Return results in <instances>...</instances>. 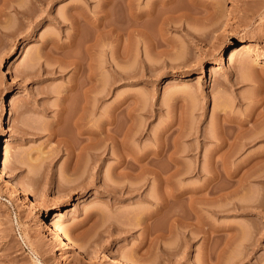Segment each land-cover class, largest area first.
<instances>
[{"label":"rangeland","instance_id":"obj_1","mask_svg":"<svg viewBox=\"0 0 264 264\" xmlns=\"http://www.w3.org/2000/svg\"><path fill=\"white\" fill-rule=\"evenodd\" d=\"M127 3L0 0V264H264V0Z\"/></svg>","mask_w":264,"mask_h":264},{"label":"bare ground","instance_id":"obj_2","mask_svg":"<svg viewBox=\"0 0 264 264\" xmlns=\"http://www.w3.org/2000/svg\"><path fill=\"white\" fill-rule=\"evenodd\" d=\"M38 1V0H37ZM39 1H44V0H39ZM128 3L127 4H129V6H132V3L134 4V2L136 1V0H126ZM161 1V0H160ZM163 1V0H162ZM166 1H168V0H166ZM191 1H193V0H191ZM196 1V0H195ZM217 7V6H216ZM215 8V7H214ZM18 11V10H17ZM218 10H217V8H215L214 9V11H213V15L214 16H216V15H218L219 13L217 12ZM197 12H198V10H197ZM220 12V11H219ZM20 13H22V12H20ZM181 13V12H180ZM179 13V14H180ZM211 13V12H210ZM218 13V14H217ZM182 15L184 14V12L182 11V13H181ZM24 15V14H23ZM181 15V18L185 15H183L182 16ZM220 15V14H219ZM218 15V16H219ZM178 16H180V15H178ZM211 16H212V14H211ZM217 16V17H218ZM202 19V18H201ZM205 19H207V18H205ZM218 19V18H217ZM208 20V19H207ZM259 41H260V39H259V36H257V37H255L254 39H252L251 41H245L244 39H242V41H240L235 47H233L232 49H231V51L228 53V54H225V56L224 57H222V61H221V63H232V62H234L235 60H237L238 58H245V56H247V55H250V54H253L254 52H256L257 51V49H258V45H259ZM263 57V55H260V58H262ZM109 120V119H108ZM108 120H104L103 119V121H102V124H105L106 122H109ZM79 124H81V122H78ZM91 132H92V130H90ZM102 131V130H101ZM93 133H94V131H93ZM107 136H108V134H107ZM111 137V136H110ZM119 141V140H118ZM69 142V141H68ZM120 142H122V143H125V142H123V141H119V143ZM225 144V140H223V145ZM121 145V144H120ZM104 151H106L105 149H104ZM0 159H1V163L3 164V163H5V159H4V157H3V153H1V149H0ZM12 184L14 185V187L16 188V190L18 191V193H20V194H23L24 196H29L30 194H33L34 193V191H33V189L32 188H30V189H28L23 183H21V182H16V181H12ZM133 189V188H132ZM129 190H131V188H129ZM172 194V193H171ZM170 194V195H171ZM173 194H175V193H173ZM171 195V196H174V195ZM178 195H176V197L178 196L179 197V195L181 194V193H177ZM182 194H183V192H182ZM181 194V195H182ZM170 195H168V196H170ZM180 195V196H181ZM195 194H191V196H190V198L187 196V195H185V196H187L189 199H191L190 201H193V202H195L196 200H197V198L196 197H198L199 195H197L196 194V196H195V201L193 200L194 198L192 197V196H194ZM167 196V197H168ZM170 196V199L172 198ZM200 196H201V194H200ZM202 196H203V194H202ZM151 197V196H150ZM154 197V199L156 200V198H158V197H156V196H153ZM156 197V198H155ZM148 198V197H147ZM183 198V199H182ZM182 198H177V199H175V200H172L173 202L174 201H176V200H178V199H182V200H185L186 199V197L184 198V196L182 197ZM188 198H187V200H188ZM201 198L205 201V199H206V196L203 198V197H199V202H200V204H201V202H204L203 200L201 201ZM150 200V199H149ZM169 200V199H168ZM163 201H165V200H163ZM189 201V200H188ZM171 202V201H170ZM193 202H191L190 203V208H191V206H193L192 207V211H195L194 209H198V208H196L197 206H194L193 205ZM198 202V201H197ZM166 203H167V200H166ZM196 203V202H195ZM160 204V203H159ZM163 204V203H162ZM162 204H160L161 206H162ZM165 204V203H164ZM164 204H163V206H164ZM169 204V203H168ZM192 204V205H191ZM161 206H160V208H161ZM166 206V205H165ZM199 207V206H198ZM157 208V207H156ZM159 208V209H160ZM156 210H158V209H156ZM161 210V209H160ZM191 211V212H192ZM59 211H56V212H54L55 214H50V215H48V217H47V219H48V226L50 227V230H51V232H52V234L54 235V237L56 238V240L59 242V243H61V244H68V246H69V248H72L75 252H77L78 251V247H79V245H78V243H77V240L75 239V237L71 234V231L69 232V233H67L64 229H63V227L61 226V224L59 223V218H58V215H61L60 213H58ZM156 212V211H155ZM190 212V213H191ZM189 213V214H190ZM194 213V217H196L195 215H197L196 213H198V215L200 216V214H199V212L198 211H196V212H193ZM151 214V213H150ZM192 214V213H191ZM190 214V216H192L193 217V214L191 215ZM143 215V214H142ZM197 215V217L198 218H200L199 216ZM178 215H176V217H177ZM180 216V218H179V220L181 219H183V217H184V215H182V217H181V215H179ZM178 216V217H179ZM187 216H189V215H187ZM187 216H185L184 218H188ZM139 217V216H138ZM178 217L176 218L177 219V221L176 222H178ZM190 218V217H189ZM140 219L142 220L143 219V217H141L140 216V218H139V221H140ZM174 219V218H173ZM172 219V220H173ZM190 219H192V218H190ZM189 219V220H190ZM197 219V218H196ZM180 220V221H181ZM185 220V219H184ZM188 220V219H187ZM188 220V221H189ZM180 221H179V223H180ZM188 221H186L187 222V225L189 224V226H191L192 224L191 223H188ZM191 221V220H190ZM189 221V222H190ZM198 221V220H197ZM202 221V220H201ZM182 222V221H181ZM207 222V221H206ZM174 223V222H173ZM182 223H185V221H183ZM195 223V222H194ZM197 223V222H196ZM200 224H202L201 222H199ZM198 223V224H199ZM191 224V225H190ZM181 225V224H180ZM183 225V224H182ZM185 226V225H184ZM197 226V225H196ZM146 227V226H145ZM194 227H195V225H194ZM201 227V226H200ZM148 227H146V229H147ZM196 228V227H195ZM198 228V227H197ZM200 230H201V228H199ZM202 229H203V227H202ZM147 231V230H146ZM150 234V233H149ZM111 254H112V258L114 259V263H116V264H131V262H129L128 260H125L124 258H122V257H120L117 253H115V252H111ZM36 264H44L39 258L37 259V262H36Z\"/></svg>","mask_w":264,"mask_h":264}]
</instances>
